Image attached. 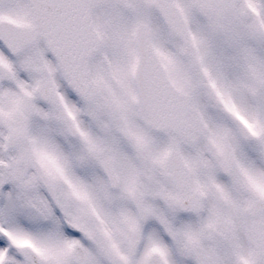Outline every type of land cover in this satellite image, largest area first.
<instances>
[{"label": "snow or ice", "instance_id": "6c2138e0", "mask_svg": "<svg viewBox=\"0 0 264 264\" xmlns=\"http://www.w3.org/2000/svg\"><path fill=\"white\" fill-rule=\"evenodd\" d=\"M0 264H264V0H0Z\"/></svg>", "mask_w": 264, "mask_h": 264}]
</instances>
